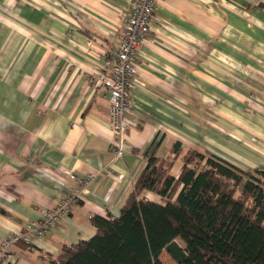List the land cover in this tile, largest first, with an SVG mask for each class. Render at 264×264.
I'll use <instances>...</instances> for the list:
<instances>
[{
  "label": "crops",
  "instance_id": "0c3cea01",
  "mask_svg": "<svg viewBox=\"0 0 264 264\" xmlns=\"http://www.w3.org/2000/svg\"><path fill=\"white\" fill-rule=\"evenodd\" d=\"M130 9L131 0H0V241L92 176L70 214L25 234L0 264H48L90 239L91 217L118 216L148 153L171 158L174 176L188 151L264 169V0H156L136 58V127L115 158L97 76Z\"/></svg>",
  "mask_w": 264,
  "mask_h": 264
},
{
  "label": "trees",
  "instance_id": "16d2710c",
  "mask_svg": "<svg viewBox=\"0 0 264 264\" xmlns=\"http://www.w3.org/2000/svg\"><path fill=\"white\" fill-rule=\"evenodd\" d=\"M182 162L174 176L171 158L146 154L118 216H92L95 234L47 263L163 264L165 252L175 264H264V169L194 151Z\"/></svg>",
  "mask_w": 264,
  "mask_h": 264
},
{
  "label": "built area",
  "instance_id": "2783aa9c",
  "mask_svg": "<svg viewBox=\"0 0 264 264\" xmlns=\"http://www.w3.org/2000/svg\"><path fill=\"white\" fill-rule=\"evenodd\" d=\"M156 0H131V9L123 21V31L116 52H107L102 61V68L97 81L104 89L109 102V130L111 147L115 158H121L125 149V136L129 128L136 124L129 115L132 104V84L138 74L136 58L142 53V46L150 38V21ZM65 174L75 179L72 173ZM92 176L83 180L71 192L60 198L56 206L41 213L37 223L26 226L22 235H11L0 241V263L8 249L22 240L25 234L42 236L48 229L56 227L61 217L70 214L72 208L83 201L87 185ZM109 216V215H108ZM107 217V216H106ZM108 218H113L109 216Z\"/></svg>",
  "mask_w": 264,
  "mask_h": 264
},
{
  "label": "rangeland",
  "instance_id": "374dc122",
  "mask_svg": "<svg viewBox=\"0 0 264 264\" xmlns=\"http://www.w3.org/2000/svg\"><path fill=\"white\" fill-rule=\"evenodd\" d=\"M177 242L183 246L182 242L180 240H177ZM160 260L163 264H175L173 260L165 253L163 252L160 256Z\"/></svg>",
  "mask_w": 264,
  "mask_h": 264
}]
</instances>
